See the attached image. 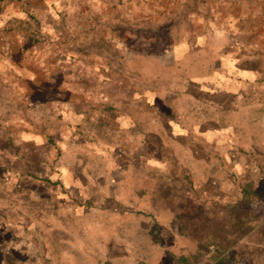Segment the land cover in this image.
I'll return each mask as SVG.
<instances>
[{"label": "rangeland", "instance_id": "374dc122", "mask_svg": "<svg viewBox=\"0 0 264 264\" xmlns=\"http://www.w3.org/2000/svg\"><path fill=\"white\" fill-rule=\"evenodd\" d=\"M0 7V264L261 261L264 0Z\"/></svg>", "mask_w": 264, "mask_h": 264}, {"label": "crops", "instance_id": "0c3cea01", "mask_svg": "<svg viewBox=\"0 0 264 264\" xmlns=\"http://www.w3.org/2000/svg\"><path fill=\"white\" fill-rule=\"evenodd\" d=\"M259 238H260V241H261L262 243H264V233L260 234ZM262 248H263V249L260 251L261 261H260L258 264H264V245H263ZM244 253H245L246 256H247V255H252V254L256 253V251H251V250H249V251H245ZM246 258H247V257H246ZM246 263H247V264H252L250 261H247V260H246Z\"/></svg>", "mask_w": 264, "mask_h": 264}, {"label": "trees", "instance_id": "16d2710c", "mask_svg": "<svg viewBox=\"0 0 264 264\" xmlns=\"http://www.w3.org/2000/svg\"><path fill=\"white\" fill-rule=\"evenodd\" d=\"M3 1H5V0H0V2H3ZM2 11V9H1V7H0V12Z\"/></svg>", "mask_w": 264, "mask_h": 264}]
</instances>
